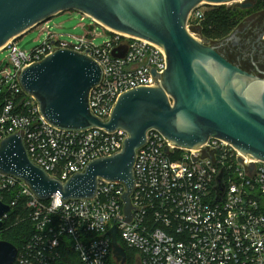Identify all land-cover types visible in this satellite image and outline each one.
I'll return each mask as SVG.
<instances>
[{"label":"built area","instance_id":"2783aa9c","mask_svg":"<svg viewBox=\"0 0 264 264\" xmlns=\"http://www.w3.org/2000/svg\"><path fill=\"white\" fill-rule=\"evenodd\" d=\"M202 15L200 6L191 10L187 28ZM121 45H126L124 56L113 57L112 50ZM58 48L85 53L100 66L101 80L90 90L88 106L103 121L121 94L158 84L152 71L161 76L166 57L156 44L116 32L101 46L88 35L68 42L48 33L30 51L20 50L15 40L0 50H7L9 61V71L0 70V142L19 134L32 163L64 182L90 161L119 152L126 132L100 127L68 131L40 115L20 86L19 72ZM145 137L135 154V187L129 196L135 209L128 222L120 183L98 179L91 198L39 200L24 181L0 172V201L10 208L0 217V240L9 224L22 218L33 225L12 264H55L62 236L69 237L81 264H109L114 259L107 233L112 226L118 243L134 252L132 264H264V162L246 159L220 139L190 149L170 145L155 129ZM220 172L224 192L216 200ZM21 200L24 215L17 210Z\"/></svg>","mask_w":264,"mask_h":264},{"label":"water","instance_id":"95a60500","mask_svg":"<svg viewBox=\"0 0 264 264\" xmlns=\"http://www.w3.org/2000/svg\"><path fill=\"white\" fill-rule=\"evenodd\" d=\"M229 2H237L241 9L252 5L242 0H0V50L52 16L75 10L110 32L156 44L166 57L163 74L152 71L160 78L158 84L121 94L105 121L88 106L89 92L102 73L87 54L58 48L24 67L20 86L50 125L68 131L122 129L126 138L119 152L90 161L84 171L62 182L32 163L21 136L11 134L0 142V172L24 181L39 200L54 195L63 200L91 198L97 194L98 179L120 183L123 220L128 222L131 208L135 209L129 197L135 187V154L150 129L181 148L197 149L210 138L220 139L246 159L264 162V71L255 66L257 73L248 72L233 64L186 26L194 8ZM248 25H259L264 33V11L244 18L237 28ZM125 52L126 45H121L111 54L123 57ZM214 189L219 200L224 192L222 172ZM6 212L9 206L0 201V217ZM107 233L114 259L125 264L126 251L117 241L115 226ZM17 250L1 239L0 264H12Z\"/></svg>","mask_w":264,"mask_h":264},{"label":"trees","instance_id":"16d2710c","mask_svg":"<svg viewBox=\"0 0 264 264\" xmlns=\"http://www.w3.org/2000/svg\"><path fill=\"white\" fill-rule=\"evenodd\" d=\"M207 9L203 11L202 19L197 25H189V28L195 30L198 36L207 44H212L227 35H229L244 19L245 16L257 10L264 11V0H258L256 4L248 9H241L237 7H226L223 5H206ZM110 33V31H107ZM25 202L20 201L17 210L22 215L25 214ZM33 232L32 223L26 218H22L16 224H9L2 234V239L11 242L20 249L26 243L29 236ZM117 240L120 242L119 238ZM120 244H122L120 242ZM127 255V262L125 264H132L133 251L125 248ZM59 258L55 264H81L77 254L74 252L71 241L68 236H62L59 239ZM109 264L113 260L109 259Z\"/></svg>","mask_w":264,"mask_h":264},{"label":"rangeland","instance_id":"374dc122","mask_svg":"<svg viewBox=\"0 0 264 264\" xmlns=\"http://www.w3.org/2000/svg\"><path fill=\"white\" fill-rule=\"evenodd\" d=\"M243 2L251 3L252 7L258 2V0H242ZM226 7H237V2H229L225 4ZM204 11L207 9L206 4L200 6ZM249 7V8H250ZM248 9V8H245ZM262 11V10H261ZM260 12L256 9L252 13L245 16L244 18ZM190 34L198 37L195 30L189 28ZM48 33L58 35L61 40L71 42L73 37L88 35L92 39V43L95 46H101L103 43L107 42L110 38V33H108L101 25L95 23L90 17L84 16L75 10H69L61 12L58 15L52 16L49 20L38 26L31 28L15 40L16 46L22 51H30L35 46L40 45ZM9 61L7 57V50L0 51V70L6 68L9 71ZM1 75V74H0ZM113 259V258H112ZM116 264L113 259V263Z\"/></svg>","mask_w":264,"mask_h":264},{"label":"flooded vegetation","instance_id":"af4514ba","mask_svg":"<svg viewBox=\"0 0 264 264\" xmlns=\"http://www.w3.org/2000/svg\"><path fill=\"white\" fill-rule=\"evenodd\" d=\"M230 34L234 35L227 39ZM230 34L211 45H215L230 62L248 72L257 73L255 66L264 71V33L259 25L236 27ZM242 59L247 63H242Z\"/></svg>","mask_w":264,"mask_h":264},{"label":"crops","instance_id":"0c3cea01","mask_svg":"<svg viewBox=\"0 0 264 264\" xmlns=\"http://www.w3.org/2000/svg\"><path fill=\"white\" fill-rule=\"evenodd\" d=\"M60 14V13H59ZM56 15H58V14H56Z\"/></svg>","mask_w":264,"mask_h":264}]
</instances>
